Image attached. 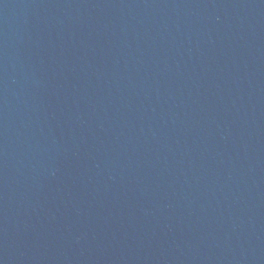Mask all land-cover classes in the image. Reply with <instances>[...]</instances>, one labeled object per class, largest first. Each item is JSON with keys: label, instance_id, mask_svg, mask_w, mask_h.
Instances as JSON below:
<instances>
[{"label": "water", "instance_id": "obj_1", "mask_svg": "<svg viewBox=\"0 0 264 264\" xmlns=\"http://www.w3.org/2000/svg\"><path fill=\"white\" fill-rule=\"evenodd\" d=\"M0 264H264V0H0Z\"/></svg>", "mask_w": 264, "mask_h": 264}]
</instances>
